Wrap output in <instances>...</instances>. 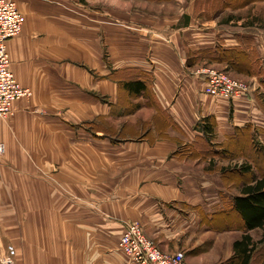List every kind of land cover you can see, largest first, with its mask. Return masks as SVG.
<instances>
[{
  "label": "crops",
  "instance_id": "1",
  "mask_svg": "<svg viewBox=\"0 0 264 264\" xmlns=\"http://www.w3.org/2000/svg\"><path fill=\"white\" fill-rule=\"evenodd\" d=\"M15 3L24 22L6 49L14 78L31 94L0 119L2 264H134L117 248L126 222H138L160 250L182 251L187 264L231 256L244 233L218 234L214 216L232 215L225 208L233 199L222 208L229 192L211 188L218 175L202 172L185 150L197 146L195 134L210 136L195 127L205 119L224 139L246 127L242 102L204 94L198 73L229 65L227 49L261 53L257 28L234 29L240 19L232 12L220 19L233 0ZM135 81L137 92L126 88ZM37 165L68 166L60 176L77 199L68 200L67 221L42 214L52 212L54 191L34 178ZM24 198H33L29 212L41 213L29 220L37 229L31 238L15 236L25 229ZM62 226L67 233L56 232Z\"/></svg>",
  "mask_w": 264,
  "mask_h": 264
},
{
  "label": "rangeland",
  "instance_id": "2",
  "mask_svg": "<svg viewBox=\"0 0 264 264\" xmlns=\"http://www.w3.org/2000/svg\"><path fill=\"white\" fill-rule=\"evenodd\" d=\"M175 3L176 1L170 4V13L173 10L176 11V8L178 6H176ZM238 3H240L238 2V0H233V5L228 3L230 5L227 6V8L232 11L226 12L222 10L221 12H218L221 13L219 17L221 16V19L225 16V14H230L229 12H232V16L234 18L237 17L240 19L239 21L235 20L233 22L235 25L234 29H238L239 25H237V23L242 24L241 28H245V26L243 25H247L246 27L257 28L259 41L263 39V43L261 45V53L257 54L254 50L250 49L248 52L246 51L245 54H240L233 48L227 47L231 49L221 51V55L226 57L228 59L227 62L229 61L230 64L227 66H225L223 63L221 65L217 64L214 65L217 68L212 69L218 70L220 73L228 76L232 80L241 83L243 82L248 85V89L245 91V94H243L242 96L239 95V97L228 99L240 100L242 102V113L240 114V117L242 119H246L240 120L239 122L241 123L242 121H244V123H246V127L234 128L233 133L231 135H227L225 139L223 135H220L218 131L216 133V136L213 133L212 136L210 134V136L207 137L214 143L212 147H209L210 145H207L205 143L199 145L198 143L205 138L207 139V137H199L195 134L194 144H197V146L194 149L184 147V149L187 148L185 150L186 152L191 153V157L189 158L193 159V162L198 165L197 167L200 168L202 172L209 175H218L216 178L219 179L221 186H218V182L214 181V185H211L210 187L223 188L225 191L229 192V198L224 199L223 202H221L223 205L222 208H224V205L228 204L231 198L233 199L232 203L225 208L227 210H229V208L231 207H234V196L236 194L239 195L241 186L244 183L246 184L250 180L251 174H254V176L258 177L264 174V0H250L245 4ZM208 9L210 10L212 8ZM204 70H206V68H201L198 74L206 77V73ZM252 76H255V78L258 80L256 86L253 85L254 82L252 81ZM202 91L204 94L209 95L206 92V84ZM212 97L223 100V98L214 96ZM230 109L226 116L228 122H231V120L234 118ZM209 122L212 124V121ZM231 123L233 124V122ZM213 131L214 125L212 127V132ZM219 140L221 142L219 144H216L214 142ZM206 142H208V139ZM213 157H215L216 159H211V161L208 160L209 158ZM243 164H247L251 167V171H249V173L240 172L239 167H241ZM38 167L41 168V166ZM41 169L42 171L40 172L39 169L34 166L32 173L34 175V178L36 176H41L46 180L43 181L48 185V187L50 186L54 191V196L50 192L52 197H50L51 203L48 206L49 209L52 210V212H44L42 214L46 216V220H56L60 222L67 221L68 213H65V210L68 207V200H71L72 203H75L77 199L68 196V184L60 176L63 174V172L68 171V166L57 165V168H53V171H44L43 168ZM224 190H222L221 192L224 193ZM24 204L27 207V210H25L24 213L25 229L23 228L22 232L16 231L15 236H25L30 238L35 237L37 229H33V227H31L32 225L30 224L29 220H36L41 213L29 212V205L33 204V198H24ZM232 212L233 211H231V213ZM20 216L21 214L17 215L18 221L21 220ZM227 219L222 216L217 220V222H214V227L216 225V231L218 234L221 232L224 233L225 231L231 232L233 239H235L239 232L246 233V229L239 225V222L235 217V212L232 215H227ZM237 223L238 226H236ZM221 224H228L231 229H225L224 227L218 228ZM58 228L59 231H56V229L55 231L59 233H67L68 231L67 227L65 226ZM222 236V239H224V235ZM250 236L252 237L253 242L256 243V247L254 252L252 253L249 264H264V239H262L263 230L255 229L251 232ZM5 251L6 249H2L0 251V254H2V252L5 253ZM9 251L12 252V250ZM14 252H16V248ZM233 256L234 254L232 253L231 256H226L227 258L217 261L216 264H234L235 261L233 260ZM0 264H2V261H0Z\"/></svg>",
  "mask_w": 264,
  "mask_h": 264
},
{
  "label": "built area",
  "instance_id": "3",
  "mask_svg": "<svg viewBox=\"0 0 264 264\" xmlns=\"http://www.w3.org/2000/svg\"><path fill=\"white\" fill-rule=\"evenodd\" d=\"M23 22L24 17L15 0H0V119L3 120L11 115L14 101L31 94L14 78L6 49V42L20 32ZM204 71L206 92L211 96L228 100L242 96L248 89L246 83L232 80L216 69L206 68ZM117 248L134 264H186L182 251L168 253L160 250L146 237L138 222L124 223Z\"/></svg>",
  "mask_w": 264,
  "mask_h": 264
},
{
  "label": "trees",
  "instance_id": "4",
  "mask_svg": "<svg viewBox=\"0 0 264 264\" xmlns=\"http://www.w3.org/2000/svg\"><path fill=\"white\" fill-rule=\"evenodd\" d=\"M249 1L250 0H241L242 3H247ZM140 87H142V85L136 81L126 84V88L134 92H137ZM204 122L205 123L201 125L196 124V129L200 130L204 136V133H206V135L212 134L213 125L207 119H205ZM205 139L201 142L206 143L208 138ZM239 170L241 173H249L251 167L247 164H243L239 167ZM250 177V180L241 186L240 194L235 196L234 207L232 208L239 225L246 229V233H244L240 239L233 242L234 264H249L250 262L256 243L253 242L252 237L248 233L249 231L256 228L262 229V239H264V174L259 177L251 174ZM220 214L214 216V222H217L219 217H221L219 216ZM236 226H238V223ZM221 227H224V225L221 224L219 228Z\"/></svg>",
  "mask_w": 264,
  "mask_h": 264
}]
</instances>
